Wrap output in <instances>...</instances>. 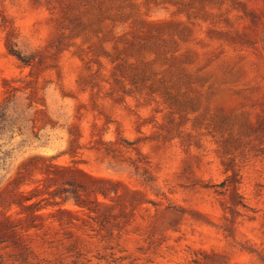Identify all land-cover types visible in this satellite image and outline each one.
Returning a JSON list of instances; mask_svg holds the SVG:
<instances>
[{
  "label": "rangeland",
  "instance_id": "374dc122",
  "mask_svg": "<svg viewBox=\"0 0 264 264\" xmlns=\"http://www.w3.org/2000/svg\"><path fill=\"white\" fill-rule=\"evenodd\" d=\"M0 264H264V0H0Z\"/></svg>",
  "mask_w": 264,
  "mask_h": 264
}]
</instances>
